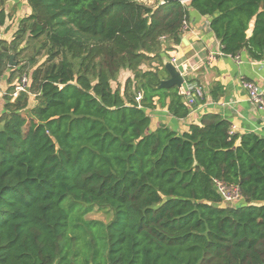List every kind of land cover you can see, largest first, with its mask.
Here are the masks:
<instances>
[{
  "label": "trees",
  "instance_id": "trees-1",
  "mask_svg": "<svg viewBox=\"0 0 264 264\" xmlns=\"http://www.w3.org/2000/svg\"><path fill=\"white\" fill-rule=\"evenodd\" d=\"M26 1L17 34L48 50L0 115V264H264V138L232 133L215 111L181 133L151 130L147 113L192 110L158 88L162 44L180 43L189 9L211 18L222 54L258 61L264 0ZM9 56L0 76L19 69ZM123 70L133 77L113 90ZM215 181L241 200L224 202ZM95 210L110 222L86 219Z\"/></svg>",
  "mask_w": 264,
  "mask_h": 264
},
{
  "label": "crops",
  "instance_id": "crops-1",
  "mask_svg": "<svg viewBox=\"0 0 264 264\" xmlns=\"http://www.w3.org/2000/svg\"><path fill=\"white\" fill-rule=\"evenodd\" d=\"M17 3L18 0H9L6 6L10 8ZM210 20L211 18L202 17L189 9L187 28L181 34L180 43L176 46L171 43L169 46L162 44L165 49L162 57L176 59L186 73V80L200 85L203 89L202 100L197 101L183 119L173 117L167 107L157 105L155 109L147 112L151 119L150 129L165 127L181 133L188 130L190 125L198 124L205 112L215 111L230 123L235 133H254L264 138V116L249 104L242 86L244 81H252L264 94V56L256 61L245 51L235 57L222 54L219 41L209 29ZM0 40L9 43L4 37ZM167 47L170 50L167 51ZM10 72L9 69H3L0 76V115L5 96L10 97L14 92L19 78H13ZM160 76L162 79L168 78L166 72H161ZM128 78L131 77L128 75L126 79ZM168 102L166 100V104Z\"/></svg>",
  "mask_w": 264,
  "mask_h": 264
},
{
  "label": "rangeland",
  "instance_id": "rangeland-1",
  "mask_svg": "<svg viewBox=\"0 0 264 264\" xmlns=\"http://www.w3.org/2000/svg\"><path fill=\"white\" fill-rule=\"evenodd\" d=\"M9 0H0V11L4 12L5 20L4 24L0 26V38H6L9 43L3 41L0 43V51L5 48H9L10 54L14 55L10 49V43L15 47L17 54L14 55V62L16 66L19 65V69L12 72L13 78H17L23 73H32V71L42 62L47 59L48 46H45V38L29 39L28 33H20L17 31L21 27L22 21H24L30 15V7L26 0H18L17 4L12 5L10 8L6 6V2ZM138 2L149 6L156 7L160 4L161 0H138ZM188 5V4H186ZM29 23L24 22L23 28L28 29ZM28 39V41L26 40ZM6 62V61H5ZM35 62V63H33ZM5 65L3 68L5 70ZM15 66V67H16ZM148 64L142 65L141 69L146 70ZM133 77L131 72L123 70L119 73L116 81L111 82V87L115 90L117 87H123L124 81L127 76ZM33 97V96H31ZM30 97V98H31ZM86 219L98 220L104 223H108L111 220V213L106 210H95L93 213L88 214Z\"/></svg>",
  "mask_w": 264,
  "mask_h": 264
},
{
  "label": "built area",
  "instance_id": "built-area-1",
  "mask_svg": "<svg viewBox=\"0 0 264 264\" xmlns=\"http://www.w3.org/2000/svg\"><path fill=\"white\" fill-rule=\"evenodd\" d=\"M187 28L186 21L183 24V31ZM170 62L177 68L184 78V83L179 89L185 103L188 107H193L197 101L202 100L204 94L203 89L200 85H196L192 82L186 80V73L182 71L180 65H178L176 59L172 58ZM30 84V79L27 74L19 77L16 86L14 87V92L10 95L11 99L18 97L20 93L27 92ZM243 89L246 92L247 100L250 105L259 110L264 116V94L261 89L255 85L252 81H244ZM140 94L137 95L135 101L138 103L140 101ZM231 132H234V128H231ZM215 186L218 193L222 197L223 201L229 204H235L241 200V194L236 186H227L222 182L215 181Z\"/></svg>",
  "mask_w": 264,
  "mask_h": 264
},
{
  "label": "water",
  "instance_id": "water-1",
  "mask_svg": "<svg viewBox=\"0 0 264 264\" xmlns=\"http://www.w3.org/2000/svg\"><path fill=\"white\" fill-rule=\"evenodd\" d=\"M190 0H161L159 5H168L171 3H189ZM163 59V69L165 70L168 78L162 79L158 86L159 89H172L177 88L180 89L184 83V78L181 73L177 70V68L170 62V60L166 58ZM14 55L9 56L8 67H15L16 63L13 61Z\"/></svg>",
  "mask_w": 264,
  "mask_h": 264
}]
</instances>
